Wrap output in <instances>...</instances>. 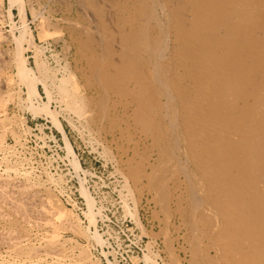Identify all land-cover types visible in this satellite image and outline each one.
I'll return each instance as SVG.
<instances>
[{
    "label": "bare ground",
    "instance_id": "6f19581e",
    "mask_svg": "<svg viewBox=\"0 0 264 264\" xmlns=\"http://www.w3.org/2000/svg\"><path fill=\"white\" fill-rule=\"evenodd\" d=\"M81 2L103 20L96 0ZM111 8V26L77 34L85 86L98 93L80 101L110 127L124 124L151 140L155 162L146 167L148 151L135 147L123 176L135 187L146 180L168 216V182L183 191L175 207L191 232L189 264H264V0H115ZM20 43L14 63L31 99L46 78L26 66ZM75 85L62 78L58 87L73 104Z\"/></svg>",
    "mask_w": 264,
    "mask_h": 264
},
{
    "label": "rangeland",
    "instance_id": "374dc122",
    "mask_svg": "<svg viewBox=\"0 0 264 264\" xmlns=\"http://www.w3.org/2000/svg\"><path fill=\"white\" fill-rule=\"evenodd\" d=\"M13 1L0 0V264H189L191 232L175 207L183 191L168 182L173 194L169 217L146 180L135 187L123 176L135 147L148 151L146 167L155 162L151 140L124 124L110 127L80 101L98 93L85 86L87 66L77 34L96 33L102 21L110 25L115 0H96L105 11L103 20L82 0H21V7ZM19 40L26 66L46 78L47 85L37 81L31 99L14 63ZM62 78L69 80L68 88L78 83L71 90L80 95L74 101L80 111L60 94ZM45 104L55 118L40 106ZM180 178L185 181L184 174Z\"/></svg>",
    "mask_w": 264,
    "mask_h": 264
},
{
    "label": "built area",
    "instance_id": "2783aa9c",
    "mask_svg": "<svg viewBox=\"0 0 264 264\" xmlns=\"http://www.w3.org/2000/svg\"><path fill=\"white\" fill-rule=\"evenodd\" d=\"M24 127H30V126L26 123V125Z\"/></svg>",
    "mask_w": 264,
    "mask_h": 264
}]
</instances>
